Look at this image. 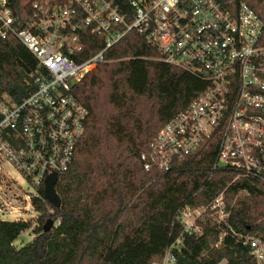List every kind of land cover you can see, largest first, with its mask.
<instances>
[{"label": "trees", "instance_id": "trees-1", "mask_svg": "<svg viewBox=\"0 0 264 264\" xmlns=\"http://www.w3.org/2000/svg\"><path fill=\"white\" fill-rule=\"evenodd\" d=\"M216 1L230 13L243 2L264 24V0ZM8 2L22 14L23 0ZM86 40L93 46L85 48V58L104 45L92 36ZM104 58L71 91L88 117L68 170L56 176L59 207L45 200L43 186L36 189L30 198L34 237L20 248L13 243L30 224L0 220V264H154L178 239L175 264H255L243 239L264 243V183L211 171L217 133L169 172L144 171L140 161L159 129L201 95L206 83L161 62L156 48L136 32H128ZM34 68V58L18 42L0 41V96L20 102L32 90L28 76ZM220 193L231 232L206 222L200 223V236L184 234L177 212L209 207ZM48 220L53 227L43 232Z\"/></svg>", "mask_w": 264, "mask_h": 264}, {"label": "built area", "instance_id": "built-area-1", "mask_svg": "<svg viewBox=\"0 0 264 264\" xmlns=\"http://www.w3.org/2000/svg\"><path fill=\"white\" fill-rule=\"evenodd\" d=\"M21 13L0 0V41L14 39L35 60L30 93L17 103L0 96V174L9 181L3 164L35 190L68 170L88 117L71 91L106 62L109 48L136 32L161 62L206 83L153 137L140 155L143 170L169 172L217 133L211 171L264 183V24L245 3L230 13L216 0H34L23 1ZM88 36L104 45L85 58L93 46ZM228 217L222 193L209 207L177 212L189 236H200L206 222L231 232ZM180 240L154 264H175L172 249ZM243 244L255 264H264V243L246 236Z\"/></svg>", "mask_w": 264, "mask_h": 264}, {"label": "rangeland", "instance_id": "rangeland-1", "mask_svg": "<svg viewBox=\"0 0 264 264\" xmlns=\"http://www.w3.org/2000/svg\"><path fill=\"white\" fill-rule=\"evenodd\" d=\"M2 169L8 173V178L12 181L0 174V220L24 221L31 226L30 229L21 232L14 241L13 246L20 248L34 237L32 229L35 227L36 213L30 204V198L35 196L36 190L7 164H3ZM220 264H224V261Z\"/></svg>", "mask_w": 264, "mask_h": 264}, {"label": "water", "instance_id": "water-1", "mask_svg": "<svg viewBox=\"0 0 264 264\" xmlns=\"http://www.w3.org/2000/svg\"><path fill=\"white\" fill-rule=\"evenodd\" d=\"M56 183V176L52 175L45 181L44 198L55 207H59L60 202L57 195L54 192V186ZM53 227V222L48 220L43 226V232H48Z\"/></svg>", "mask_w": 264, "mask_h": 264}, {"label": "crops", "instance_id": "crops-1", "mask_svg": "<svg viewBox=\"0 0 264 264\" xmlns=\"http://www.w3.org/2000/svg\"><path fill=\"white\" fill-rule=\"evenodd\" d=\"M224 264H225V262H224Z\"/></svg>", "mask_w": 264, "mask_h": 264}]
</instances>
